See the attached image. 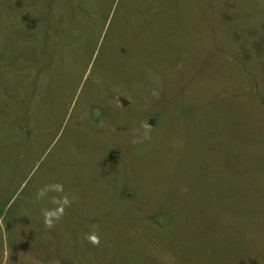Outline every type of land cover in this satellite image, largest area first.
Here are the masks:
<instances>
[{"label": "rangeland", "instance_id": "374dc122", "mask_svg": "<svg viewBox=\"0 0 264 264\" xmlns=\"http://www.w3.org/2000/svg\"><path fill=\"white\" fill-rule=\"evenodd\" d=\"M0 264H264V0H0Z\"/></svg>", "mask_w": 264, "mask_h": 264}, {"label": "clouds", "instance_id": "9594fccd", "mask_svg": "<svg viewBox=\"0 0 264 264\" xmlns=\"http://www.w3.org/2000/svg\"><path fill=\"white\" fill-rule=\"evenodd\" d=\"M153 95H158V93L153 92ZM141 129L143 130V135L133 140V143H142L144 140L150 139V133L152 126L148 122L141 123ZM139 131V130H138ZM49 193H54L49 198V202L54 205L52 208H44L42 210L43 215V223L46 227L52 228L55 223L60 221L65 215V209L71 207V205L75 202V197L70 199L69 195L65 192L64 186L61 183H51L46 184L36 191L35 199L37 202L48 197ZM98 226H93V231L86 234L84 239L93 246H99L100 244V236L97 231ZM6 261H7V253H6Z\"/></svg>", "mask_w": 264, "mask_h": 264}, {"label": "water", "instance_id": "95a60500", "mask_svg": "<svg viewBox=\"0 0 264 264\" xmlns=\"http://www.w3.org/2000/svg\"><path fill=\"white\" fill-rule=\"evenodd\" d=\"M127 105V103L126 102H123V106H126Z\"/></svg>", "mask_w": 264, "mask_h": 264}]
</instances>
